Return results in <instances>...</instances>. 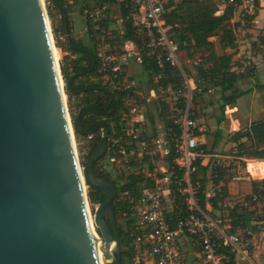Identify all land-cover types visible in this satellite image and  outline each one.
I'll use <instances>...</instances> for the list:
<instances>
[{
	"label": "built area",
	"instance_id": "obj_1",
	"mask_svg": "<svg viewBox=\"0 0 264 264\" xmlns=\"http://www.w3.org/2000/svg\"><path fill=\"white\" fill-rule=\"evenodd\" d=\"M175 1L58 0L56 5L42 0L48 18L58 17L56 25L52 20L51 34L61 62L66 59L72 70L76 54L68 41L87 36L97 66L85 83L116 96L107 151L95 167L117 188L115 207L134 253L131 264H228V251L235 253V262L253 264L250 230L233 232L230 219L221 217L220 207L234 204L220 199L224 195L221 184L213 181L218 176L214 172L231 165L225 155L204 149L205 131L193 106L203 86L182 61L178 24L168 22L166 15ZM197 1L212 2L216 14L231 10V23L244 24L264 10V0ZM70 11L85 22L78 34ZM74 133L82 170L104 132ZM242 177L264 181L248 168L243 176L235 175Z\"/></svg>",
	"mask_w": 264,
	"mask_h": 264
},
{
	"label": "water",
	"instance_id": "obj_2",
	"mask_svg": "<svg viewBox=\"0 0 264 264\" xmlns=\"http://www.w3.org/2000/svg\"><path fill=\"white\" fill-rule=\"evenodd\" d=\"M51 35L42 0H0V264H101L92 217L103 261L123 264L117 188L94 171L107 151L110 125L99 124L105 131L81 170L63 92L75 93L71 81L82 74L63 78L61 87ZM86 90L109 95L114 105L98 113H114L111 90ZM85 109L92 108L71 120L80 134L87 133ZM83 180L105 196L93 216Z\"/></svg>",
	"mask_w": 264,
	"mask_h": 264
},
{
	"label": "trees",
	"instance_id": "obj_3",
	"mask_svg": "<svg viewBox=\"0 0 264 264\" xmlns=\"http://www.w3.org/2000/svg\"><path fill=\"white\" fill-rule=\"evenodd\" d=\"M56 5H59L58 0H54ZM217 8L212 2H201L197 0H176L174 2V7L167 12L168 22L177 23L178 27L175 28L176 40L179 42L182 51L188 56V59L194 60L192 65V70L196 76V84L198 86H203L204 93H198L195 95L196 100L202 94H208L210 88H218L220 90L219 108L221 111L220 120L225 117V107L229 105L236 104L237 100L252 91V88L238 90L236 85L239 81L253 71V65H244V61L240 63L239 61H234V53H218L215 41L211 38L214 36L218 37L219 43L223 47H234L236 41V26H231V19L233 12L231 10H226L222 14H216ZM54 17V15H51ZM66 30V26L62 27ZM58 31V28H55ZM255 44V43H254ZM260 44L264 46V37H262ZM68 46L72 52L76 54V58L72 60L70 66L61 63V72L65 80H68L71 76L79 74L82 71H87V73L93 74L96 70L97 64L94 63V58L96 59L95 47H90L84 44V40L80 41H68ZM87 48L92 52V55L83 52L81 49ZM199 53L197 60V54ZM80 54V57H77ZM68 62V61H67ZM69 64V62H68ZM245 67L244 72H240L241 67ZM77 78V77H76ZM200 79V81H198ZM97 85V84H96ZM96 85L87 86L84 82H80L79 85H74L71 81L72 90H80L84 88H90ZM257 88L264 90V83L257 85ZM84 91V90H83ZM67 93L70 98L75 97V93L67 88ZM103 99L109 100L106 104L107 108H112L114 101L112 98L104 93ZM94 99V92L89 91L83 95L82 102L90 103ZM118 105V103H117ZM74 111H72V114ZM114 115V114H113ZM85 128V126H84ZM86 129V128H85ZM221 134L218 135V142L221 139ZM100 137L97 138V141ZM231 141L236 144L234 154L237 156L252 157L256 159H264V119L252 122L251 125L245 129H241L231 133ZM96 147H94L92 153ZM213 152V151H211ZM250 170L254 174L264 175V163L253 164L250 163ZM95 174L104 179L109 178L102 174L96 167H94ZM217 177H214L213 181L215 184H220L221 192L224 197L220 198L224 200L228 196L227 183L229 178L233 175H229V170L225 167H218ZM253 193L248 195L244 201L235 203L232 207H220L221 217L225 219H230L232 229L231 231H241L250 230V222L252 220L254 212L249 210L248 202L260 201L264 197V181L256 182L253 181ZM226 185V186H225ZM89 200L92 205L96 203H101L105 196L104 194L96 189L89 187ZM219 197L213 199L214 205L217 207V201ZM205 203L204 201H202ZM252 203V204H253ZM116 209V207H115ZM117 212V211H116ZM111 231L113 232V227L110 224ZM120 237L122 243V263L131 264V259L133 257V250L130 245L129 239L123 230V225L119 223ZM253 230H257L255 226ZM250 237V235H247ZM230 255V261L228 264H237L234 260L235 253L228 251ZM264 264V263H263Z\"/></svg>",
	"mask_w": 264,
	"mask_h": 264
},
{
	"label": "rangeland",
	"instance_id": "obj_4",
	"mask_svg": "<svg viewBox=\"0 0 264 264\" xmlns=\"http://www.w3.org/2000/svg\"><path fill=\"white\" fill-rule=\"evenodd\" d=\"M69 14H70V19L74 23V29L77 32V34L81 31H83V27H84L85 22H84L83 18L79 15V13H73L72 11H70ZM49 19H50V26L52 29L53 28L52 23L54 21V23L56 25V20L58 21V17L55 15L53 17V19H51L50 15H49ZM235 23H239V22H235ZM235 23H231L230 25L231 26L237 25V27H236V39H237L238 43L235 42L236 46H234V47L230 46V47L225 48V47H223V45H221L219 43L217 36H214L211 38V40L215 41V43H216L218 53L233 51V53L239 54V56L237 58L236 57L234 58L235 59L234 61H239L241 63L243 60L244 65H246V66L247 65L252 66L255 64L256 61L259 62L260 60H264V52H262V49H264V46L260 47V45H261L260 41H261L262 37H264V10L258 11L257 15L254 18L245 19L244 24H242V23L235 24ZM77 37H79V36H77ZM252 38H257V40L254 42L255 44L251 43ZM83 40H84L85 45H89L90 47H93V45L91 44V40L87 36H84ZM56 47H57V45H56ZM59 51H60V49H59ZM248 51H250V53H248ZM196 56H197L196 57L197 60H200L198 58L199 53ZM77 57H80V54H77ZM253 57L256 58L255 61L253 60ZM182 61L184 63H186V65L188 66V68L190 70H192V65H193L194 60L188 59V56L185 54V51L182 52ZM63 62H64V64L69 65L66 59H64ZM58 63H59V65H61V63H62L61 62V51L59 54ZM250 73H249V75L247 74L245 77H243L239 81V83L236 85V88L238 90H244L247 88H252V91L250 93L245 94L244 96L240 97L237 100L239 112L243 113L245 115L244 116L245 122L250 121L251 118H257V117L264 118V90H260L257 88V85L259 82L264 83V74L259 76L258 80H254L253 78H251L252 75L250 76ZM86 80L87 79H84L83 82H85ZM65 93H66V104L68 106V111H69V114L71 117L70 119L72 120L76 116V106H77V101L79 98L78 97H76V99L70 98L67 91H65ZM219 97H220V90L218 88L213 87L212 92H209L208 94H202V96H199L196 100H194L193 106H194V109L198 115V121H199L201 127L204 128V131L207 134L206 137L208 136L207 142L209 144H207V143L204 144V149L208 152H210V149L212 148L211 144L213 143L212 141L214 140V134H215L214 132L219 125L218 123H220L218 121V117L221 115V111H220V108L218 105V103H219L218 98ZM235 109L236 108H234V107L226 106L225 110H224L226 117L222 121H225L227 117H230V115L233 117L236 116V113L233 112ZM72 111H74L73 114H72ZM75 135L76 134L74 133V136ZM227 135H226V140L223 141L224 145L227 142H229V140H230L231 134H229V136H227ZM74 139H75V137H74ZM75 144H76V142H75ZM234 146H235L234 144H231V146L226 151H223V150L220 151L221 155H225V157H227V158H225V162H227V164L231 165V167L229 168L230 170H229V174H227V177L229 175H233V176L241 175V176H243L244 172H245L244 169L246 168V160L236 159L233 157V153L235 151ZM224 149H225V147H224ZM78 156H79V153H78ZM249 181H251V180H249ZM85 189H86V192L89 194L90 188L88 187V185H85ZM239 195H241L240 190H239ZM241 197L243 200L245 196L243 195V196H240L239 198L241 199ZM233 201H235V202H233L232 204H235L236 202H240L241 200L234 199ZM262 201H264V197H263ZM96 206H97V203L92 205V203L89 200L90 214L92 216L95 212ZM257 216H259V215L257 214ZM92 223H94L93 218H92ZM97 238H98L99 243L102 246L101 239L98 236H97ZM103 264H106L105 260L103 261Z\"/></svg>",
	"mask_w": 264,
	"mask_h": 264
},
{
	"label": "crops",
	"instance_id": "obj_5",
	"mask_svg": "<svg viewBox=\"0 0 264 264\" xmlns=\"http://www.w3.org/2000/svg\"><path fill=\"white\" fill-rule=\"evenodd\" d=\"M236 26V25H233ZM257 40V38H252V44H254V42ZM236 43H238L237 39L235 41ZM250 43V44H251ZM238 45V44H237ZM236 46V45H235ZM263 47V45L261 44L260 47ZM243 47V46H242ZM252 48V47H251ZM228 51V50H227ZM233 52V51H231ZM230 51H228V53H231ZM262 52H264V49H262ZM248 53H250V51H248ZM239 54H235L234 53V58L238 57ZM253 60L255 61L256 58L253 57ZM245 67H241V69L239 70L240 72H244ZM264 74V60H260L259 62L256 61L255 64L253 65V71L250 73V76L252 75L251 78H253L254 80H258V77ZM249 75V74H248ZM262 84V83H258ZM248 89V88H247ZM219 105V103H218ZM230 107H234L236 108L233 112L236 113V116H231L227 117L225 121H222L225 119V117L220 120L221 115L218 117V121L220 123H218V127L215 130V134H214V140L212 141L213 143L211 144V149L210 152L213 151V153H220V151H226L231 144H234L236 146V144L234 142L231 141V138L229 140V142H227L225 145L223 143L224 140H226V135L229 133H233L235 131L241 130V129H245L247 127H249L251 125L252 122L255 121H259L262 120L264 118H251L250 121L245 122L244 120V114L239 112L238 109V103L236 102V104L234 105H229ZM238 109V110H237ZM243 114V115H242ZM221 134V139L216 142V140L218 139V135ZM229 134L227 136H229ZM206 132H202L201 133V138L202 141L204 142V144H209L207 142L208 140V136L206 137ZM234 146V149H235ZM225 147V149H224ZM250 163L253 164H260V163H264V159L262 160H257L256 158H246V168L244 169L247 172V168L248 170L252 173L253 176L255 177H264V175H259V174H254L251 170H250ZM227 177V176H226ZM229 177V176H228ZM229 182L227 183V192H228V196L224 198L223 202L225 203H233L235 201H233L234 199H238L241 201H244V199L248 196L251 195L253 193V181H249L248 178L246 177H242L240 179L235 178V176L230 177L229 178ZM239 180V181H238ZM222 186V182L220 183ZM239 190L241 192V195H239ZM245 196L244 199L242 200L239 198L240 196ZM240 201V202H241ZM237 203V202H236ZM248 202L249 205V210H252L254 212L252 220L250 222V241L252 243V261L253 264H263L264 263V201L260 200L257 201V203H253ZM257 214L259 216H257ZM257 227V230H253L254 227ZM237 264H250L247 261L243 260H237L236 262ZM189 264H202L201 262H189Z\"/></svg>",
	"mask_w": 264,
	"mask_h": 264
},
{
	"label": "flooded vegetation",
	"instance_id": "obj_6",
	"mask_svg": "<svg viewBox=\"0 0 264 264\" xmlns=\"http://www.w3.org/2000/svg\"><path fill=\"white\" fill-rule=\"evenodd\" d=\"M82 75L80 77L74 78V80H72L74 82V85H79L80 82H83L84 79H89L91 74L87 73V71H82L80 72ZM86 77V78H85ZM86 82V81H85ZM84 82V83H85ZM86 84V83H85ZM88 88H84V89H80V90H74L75 92V98L78 97V101H77V106H76V116L75 118L79 115L80 111L83 108H89L91 107L92 109H85L81 112V118H82V123L83 126H85L86 131L88 130H93L95 126H97V130L95 131L96 134L101 136V133L105 131V127L104 126H99V124L107 122L110 125V131H111V115H103V114H99L98 112H108L110 111L109 108H107L106 104L109 103V100L103 99L102 97L105 96L104 92L101 91H96V90H86ZM84 90V91H83ZM89 91H93L94 92V99L90 102V103H84L82 102L83 99V95L86 94V92ZM114 208H115V202H114ZM116 212V209H115ZM116 216H117V220H118V224L121 222V219L119 217V215L116 212Z\"/></svg>",
	"mask_w": 264,
	"mask_h": 264
},
{
	"label": "bare ground",
	"instance_id": "obj_7",
	"mask_svg": "<svg viewBox=\"0 0 264 264\" xmlns=\"http://www.w3.org/2000/svg\"><path fill=\"white\" fill-rule=\"evenodd\" d=\"M48 23H49V18H48ZM51 37H52V35H51ZM51 41H52V48H53L54 58H55V61H56L57 65H58V67H59L58 58H59L60 51H59V48L56 47V45H55V43L53 41V38H51ZM59 79H60L61 87L64 88V80H63L62 74H60ZM63 96H64V99L66 100L65 91L63 92ZM68 121H69V129H70L71 137H72V140H73V143H74V147H75L74 129H73V125H72V121H71L70 117L68 118ZM75 151H76V155H77L76 147H75ZM83 185H84V189H85V185L86 184H85L84 180H83ZM92 230H93V235H94V240H95L96 246L98 247V254H99V258H100V263L103 264V253H102V249H101L102 246L99 243L97 236L100 239H101V237L95 231V229L93 227V223H92ZM101 241H102V239H101ZM102 245H103V243H102Z\"/></svg>",
	"mask_w": 264,
	"mask_h": 264
}]
</instances>
